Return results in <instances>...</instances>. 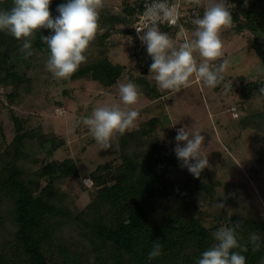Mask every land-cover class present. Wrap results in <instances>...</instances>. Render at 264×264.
Returning a JSON list of instances; mask_svg holds the SVG:
<instances>
[{"label":"trees","instance_id":"obj_1","mask_svg":"<svg viewBox=\"0 0 264 264\" xmlns=\"http://www.w3.org/2000/svg\"><path fill=\"white\" fill-rule=\"evenodd\" d=\"M142 1L127 6L125 12H116L106 4L99 9L100 27L72 79L93 80L105 88L119 84L126 68L110 58V40L121 31L119 24H132ZM190 1L196 5L195 0ZM227 2L236 29L253 33L251 43L264 64V0ZM65 3L67 0H51L53 18L59 16L58 6ZM12 6L13 0H0V10ZM183 24L195 27L189 21L183 20ZM180 29L178 25L161 31L171 36ZM128 32L132 34L130 29ZM52 34L51 29L34 33L33 54L26 58L21 51L23 41L0 31V264H197L202 253L216 243L212 233L238 221L242 222L238 230L241 242L248 241L251 233L261 236L260 251L253 252L249 243L248 252L242 253L246 264H262L264 212L253 189L234 185L223 208L207 209L206 203L212 206L221 200L217 194L221 181L215 179L210 167L199 178L181 167L174 148L154 135L162 123L160 116L117 134L115 156L89 174L93 186L86 188L81 183L77 192L64 187L79 174L77 160L66 157L43 162L42 157L63 145L65 139L31 126L29 115L14 107L33 91L35 78L29 68L41 54L50 58L41 36ZM134 55L144 66L153 63L147 48L138 50L135 44ZM44 70L40 63L37 76L42 78ZM131 80L139 92L152 99L164 94L146 74ZM261 89L264 80L246 83L244 98ZM249 119L264 135V110ZM175 134L170 133L172 137ZM87 190L91 196L81 208L79 200ZM157 239L163 245L162 254L149 259Z\"/></svg>","mask_w":264,"mask_h":264},{"label":"rangeland","instance_id":"obj_2","mask_svg":"<svg viewBox=\"0 0 264 264\" xmlns=\"http://www.w3.org/2000/svg\"><path fill=\"white\" fill-rule=\"evenodd\" d=\"M214 2L216 0H200L199 4H195L204 11L206 6ZM106 3L113 6L116 12H124L123 0H102V6ZM228 4L230 7V2ZM118 27L121 31L113 34L108 50L112 61L126 68L119 83L132 82V76L146 74L160 91H164L163 96L152 99L139 92L138 102L126 106L120 100L118 85L105 88L93 80L71 77L55 79L47 69L49 58L40 53L29 68V74L35 78L33 91L26 97L22 96L20 104L14 107L29 115L31 126L55 132L65 139L63 145L52 153L43 155L42 161L75 158L79 174L70 178L64 187L77 192L83 183L88 188L83 179L89 177L100 164L115 156L118 139L116 135L111 141V147L102 149L88 126L82 123L81 117L89 115L97 107L120 105L126 110L133 109L139 113L135 126L128 130L138 128L143 121L156 115L160 116L162 123L157 125L154 135L159 140L168 142L172 148L177 143L176 134L172 137L170 133L176 132V127L191 129L195 126V130L201 132L205 137L203 154L208 156L215 179L221 181L217 186V194L221 200L213 202L212 206L206 203L207 209L219 210L217 203L224 205L226 196L233 194L234 185L242 184L253 189L251 190L257 196L258 206L264 212V135L249 119L251 114L264 110V92L255 90L250 98H244L243 94L246 83L264 80V64L251 43L253 33L249 30L238 31L233 22L221 30L224 55L211 63L218 66L223 60L230 61V67L224 73L222 88H209L193 77L188 87L172 91L160 88L154 79L155 74H151L150 66L139 63L141 58L134 55L135 43L128 32L131 24H119ZM194 31L195 27L190 28L186 38L194 39ZM170 38L178 47L185 37L176 33ZM194 55L199 63V54ZM40 63L45 68L42 78L37 76ZM233 106L238 108L240 117L234 116ZM171 124L175 126L171 127ZM90 196V191H85L79 200V207L85 206Z\"/></svg>","mask_w":264,"mask_h":264},{"label":"clouds","instance_id":"obj_3","mask_svg":"<svg viewBox=\"0 0 264 264\" xmlns=\"http://www.w3.org/2000/svg\"><path fill=\"white\" fill-rule=\"evenodd\" d=\"M195 2L199 4L200 0ZM50 4L51 0H13L10 9L0 10V31H7L17 40H22L21 51L27 58L33 54L31 40L34 33L41 29L53 30L52 35L41 36L42 42L50 49L47 69L55 79H68L86 60L85 52L100 27L102 0H67V3L58 6L59 16L56 18L52 17ZM178 16L175 4H169L167 0H152L145 5L142 16L144 27L136 28L138 34L143 33L139 38L152 57L150 71L155 74L157 85L165 90L178 91L181 87H188L191 78L195 77L209 88L217 87L224 81V73L230 67L228 60H223L218 66L211 63L224 55L220 32L233 22L227 0H216L206 6L203 16L197 15L192 20L194 39L185 38L177 47L167 33L159 30L158 25L162 21L175 24ZM194 53L199 54V63ZM118 93L126 106L136 104L140 95L138 85L131 81L119 83ZM138 117L136 110H126L120 105H104L82 116L81 120L101 148L108 149L117 134L123 135L135 126ZM175 140L174 152L181 161V167L199 178L210 167L208 156L203 154L205 137L193 126L191 129H177ZM217 207L223 208L224 205L217 203ZM241 225L239 221L231 222L230 227L215 230L212 235L216 243L202 253L197 264H246L242 253L248 252L249 243L253 252L260 251L261 236L251 233L248 241L241 242L243 238L238 231ZM162 247L159 239L154 241L148 253L149 259L159 257Z\"/></svg>","mask_w":264,"mask_h":264},{"label":"built area","instance_id":"obj_4","mask_svg":"<svg viewBox=\"0 0 264 264\" xmlns=\"http://www.w3.org/2000/svg\"><path fill=\"white\" fill-rule=\"evenodd\" d=\"M151 2H152V0H143L142 1V5L136 11L135 16H134V21L131 24V31H132L131 38L133 39L134 43L137 45L138 50L143 49V48H147L146 44H144L139 38V36L142 35L143 33L138 34L136 28L144 27V24L142 23L143 12L145 10V5L150 4ZM167 2L169 4H175L177 6L179 16H178L175 24H171L168 21L160 22L158 25L159 30L161 31L165 27H175V26L180 25L181 29L178 32V34L180 36H184L186 38V33H187V31H189V28L185 24H183V20L192 22V20L195 19L197 15L201 16L200 8H198L196 5H194L190 0H188V2L185 0H167ZM144 31H147V29H145ZM232 111H233L234 116H236V117L239 116V111H238V108L236 106L232 107ZM179 128H183V127L182 126L176 127V132H177V129H179ZM83 181L88 187L93 186L94 182H93V179L91 177H85L83 179Z\"/></svg>","mask_w":264,"mask_h":264},{"label":"crops","instance_id":"obj_5","mask_svg":"<svg viewBox=\"0 0 264 264\" xmlns=\"http://www.w3.org/2000/svg\"><path fill=\"white\" fill-rule=\"evenodd\" d=\"M139 1L140 0H123V2L125 3V7H124V12H125V8L127 7V6H132V7H134L135 5L136 6H138L139 5ZM106 5H108V3H106ZM135 12V11H134ZM169 35V34H168Z\"/></svg>","mask_w":264,"mask_h":264}]
</instances>
